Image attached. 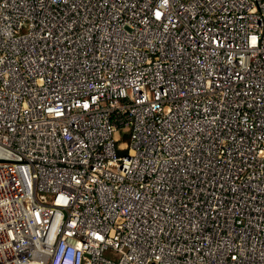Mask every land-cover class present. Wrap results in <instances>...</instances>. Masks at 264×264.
Instances as JSON below:
<instances>
[{"label":"built area","instance_id":"2783aa9c","mask_svg":"<svg viewBox=\"0 0 264 264\" xmlns=\"http://www.w3.org/2000/svg\"><path fill=\"white\" fill-rule=\"evenodd\" d=\"M0 160V264H264V0H0Z\"/></svg>","mask_w":264,"mask_h":264},{"label":"water","instance_id":"95a60500","mask_svg":"<svg viewBox=\"0 0 264 264\" xmlns=\"http://www.w3.org/2000/svg\"><path fill=\"white\" fill-rule=\"evenodd\" d=\"M0 161H4V160H0ZM7 162H15V161H7ZM21 162H27V161H21Z\"/></svg>","mask_w":264,"mask_h":264}]
</instances>
